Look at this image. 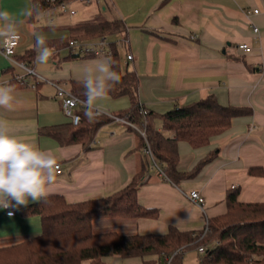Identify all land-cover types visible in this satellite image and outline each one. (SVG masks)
Listing matches in <instances>:
<instances>
[{
    "label": "crops",
    "instance_id": "crops-1",
    "mask_svg": "<svg viewBox=\"0 0 264 264\" xmlns=\"http://www.w3.org/2000/svg\"><path fill=\"white\" fill-rule=\"evenodd\" d=\"M74 2L89 4L84 0L69 4ZM97 4L100 12L91 20L86 18L87 12L78 20L77 8L67 10L68 4L32 19L25 15L33 10L32 0H0V10L8 11L17 21L23 40L17 46L16 54L20 55L36 48L37 34L47 40L64 39L92 19L121 20L125 30L114 33L117 38L112 48L117 44L121 49L123 69L139 75V98L148 109L164 113L175 105L191 104L213 94L221 104L249 107L251 113L234 117L231 127L213 136L208 145L195 148L188 141H179L178 169L182 172L192 170L211 151H219L195 177L175 184L150 166L138 198L143 205L159 210L157 218H97L94 230L163 234L176 226L199 231L209 218L227 212V194L232 188L240 191L243 201L264 202V173L249 172L251 167L264 169V0H100ZM65 11L70 12L69 17L64 16ZM3 41L0 37V47ZM241 43H248L251 50L241 49ZM48 47L53 55L47 64L37 63V51L32 62L45 79L30 75L29 84H11L23 69L0 51V84L11 85L15 97L11 110L0 108V119L8 122L14 135L55 154L62 171L56 173L50 194H62L69 202L110 195L126 186L142 167L145 153L138 146L142 128L109 121L96 131L89 149L80 142L61 144L42 133L43 128L71 122L51 81L72 91V81L80 80L82 70L107 56H75L68 45ZM130 104L128 95H109L103 107L115 113ZM157 124L161 128V120ZM192 189L204 194V210L190 200ZM23 207L11 216L0 209V245L41 232L39 216H23ZM104 261L162 264L157 254L130 258L113 255Z\"/></svg>",
    "mask_w": 264,
    "mask_h": 264
},
{
    "label": "trees",
    "instance_id": "trees-1",
    "mask_svg": "<svg viewBox=\"0 0 264 264\" xmlns=\"http://www.w3.org/2000/svg\"><path fill=\"white\" fill-rule=\"evenodd\" d=\"M32 2L31 18L34 19L50 8L67 4L68 0ZM124 30L125 24L121 20L98 18L82 24L68 38L47 40V43L65 46L71 39L94 40ZM112 50L114 67L121 81L109 95H128L131 101L128 108L115 114L144 130L139 149L144 150L149 143L165 175L175 184L195 177L219 152L218 149L211 151L192 170L182 172L178 169L180 140L188 141L195 148L208 145L213 136L231 127L234 117L251 113L249 107L223 105L213 94L191 104L175 105L164 113L148 109L139 98V75L133 70L123 69L121 49L117 44H113ZM35 54L36 48H32L25 54H16V58L32 67ZM17 82L12 80L11 84ZM72 92L85 99L80 80L72 81ZM112 120L115 119L101 115L89 121L85 112L81 111L78 124L67 122L43 128L41 132L50 134L61 144L80 142L85 149H89L99 127ZM157 120H161V128ZM168 132L173 135H168ZM149 170V158L145 153L142 167L133 179L110 195L69 202L62 194H50L46 200L27 204L21 209V214L39 216L41 232L16 243L0 245V264H84L85 261L105 264L107 256L130 258L150 254H157L161 263L165 264L166 256L178 249L181 251L175 255L172 264H182L183 251L200 244L206 246V251L202 253L199 264H264V202L243 201L239 198L240 191L233 188L227 194V212L209 218V228L202 237L204 228L189 231L176 226H170L163 234H123L115 230L96 232L93 221L97 218L159 216L157 208L143 205L138 198V190ZM249 172L261 175L264 169L251 167Z\"/></svg>",
    "mask_w": 264,
    "mask_h": 264
},
{
    "label": "clouds",
    "instance_id": "clouds-1",
    "mask_svg": "<svg viewBox=\"0 0 264 264\" xmlns=\"http://www.w3.org/2000/svg\"><path fill=\"white\" fill-rule=\"evenodd\" d=\"M33 10L25 15L31 17ZM0 37L5 42L18 39L17 21L8 11L0 10ZM36 61L47 64L53 55L44 35H36ZM115 61L109 56L93 61L80 74L85 96V116L94 121L104 114L103 102L120 83L121 76L115 70ZM11 85L0 84V108L11 110L15 97ZM57 158L51 150H42L14 135L6 120L0 119V209L27 206L31 201L39 203L50 195L56 181ZM9 212V216L13 215Z\"/></svg>",
    "mask_w": 264,
    "mask_h": 264
},
{
    "label": "built area",
    "instance_id": "built-area-1",
    "mask_svg": "<svg viewBox=\"0 0 264 264\" xmlns=\"http://www.w3.org/2000/svg\"><path fill=\"white\" fill-rule=\"evenodd\" d=\"M54 1V0H51ZM87 3H91L93 0H84ZM99 2L100 0H95ZM62 7L65 8L66 4H62ZM255 13L259 11L258 8H255L253 10ZM254 30L259 31V27L257 25H254ZM108 35L102 36L98 39L94 40H80V39H71L68 43V48L72 54H82V55H107V56H113V50H112V41L110 42L108 40ZM22 37L20 34H18V39L12 40L10 42H5V39L3 41L2 46L0 47V51L3 52L6 56L10 57L13 64L18 65L23 69V72H20L15 75L16 80L19 83L22 84H29L30 75H35L40 79H45L42 75H40L35 68L27 65L25 62L20 61L16 58V52H17V46L22 43ZM239 47L245 51H250L251 46L248 43H241ZM133 57L132 54L128 55V59H131ZM56 88H57V97L61 100L62 103V109L67 115V117L70 118L71 122L73 124H78L81 121V111L86 112L85 103L86 100L76 94H74L71 90L66 89L65 87L61 86L59 83L53 82ZM107 115L115 120L123 121L126 123L128 122L125 118L120 117L116 115L114 112L104 109V114ZM133 124V123H130ZM136 125V124H135ZM143 135H145L144 130H142ZM144 152L147 154V157L149 158L150 166L154 169H157L158 172L167 177L165 175V172L163 168L161 167L160 163L155 159L151 146L149 143H147L146 147L144 148ZM62 167L58 163V168L56 170V173H61ZM190 200L194 202L196 205H198L202 210L205 209V203L206 198L204 194L198 190V189H192L188 194ZM7 215H9V212H13L15 215L18 211V208H9L5 209ZM208 220L206 221V224L204 226L203 233L201 237L207 232L208 230ZM197 250L200 253H204L206 251V246L204 244H200L197 246ZM181 251V249H178L174 251L173 253L166 256V262L165 264H172V261L175 257V255Z\"/></svg>",
    "mask_w": 264,
    "mask_h": 264
},
{
    "label": "rangeland",
    "instance_id": "rangeland-1",
    "mask_svg": "<svg viewBox=\"0 0 264 264\" xmlns=\"http://www.w3.org/2000/svg\"><path fill=\"white\" fill-rule=\"evenodd\" d=\"M74 1V0H68V7L67 10L69 9H76L77 13H76V17L79 18L78 20H83V18L81 16H83V14H85L86 12L89 14L88 17H86L88 20L92 18V16H95V14L100 12V9L98 7L97 1L93 0L91 3L89 4H82L81 2H74L73 5L69 4V2ZM57 7V6H55ZM70 12L69 11H65V17H69ZM74 16V14H72ZM92 20H97V19H92ZM114 34L108 36V40L111 41H115L117 37L113 36ZM202 256V253H200L197 250L196 246H190L187 247L184 251H183V256H182V264H198L200 257Z\"/></svg>",
    "mask_w": 264,
    "mask_h": 264
}]
</instances>
